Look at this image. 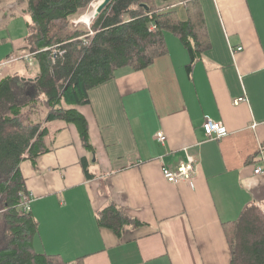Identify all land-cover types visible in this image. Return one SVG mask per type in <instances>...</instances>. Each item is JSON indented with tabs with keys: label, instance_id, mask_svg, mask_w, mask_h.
Instances as JSON below:
<instances>
[{
	"label": "crops",
	"instance_id": "crops-1",
	"mask_svg": "<svg viewBox=\"0 0 264 264\" xmlns=\"http://www.w3.org/2000/svg\"><path fill=\"white\" fill-rule=\"evenodd\" d=\"M172 1L185 14L186 0ZM199 2L209 46L192 68L166 33V55L143 70H117L77 107L93 152L75 125L59 131L55 122L47 125L51 151L19 165L38 225L36 253L63 264H230L227 226L250 206L264 213V0ZM25 7L26 0H0L4 30L23 17L27 36ZM206 120L227 135L207 138ZM189 157L197 164L191 178L167 182L162 168L176 171ZM110 204L143 226L121 237L99 227L95 215ZM4 237L3 217L0 248Z\"/></svg>",
	"mask_w": 264,
	"mask_h": 264
},
{
	"label": "trees",
	"instance_id": "trees-1",
	"mask_svg": "<svg viewBox=\"0 0 264 264\" xmlns=\"http://www.w3.org/2000/svg\"><path fill=\"white\" fill-rule=\"evenodd\" d=\"M97 1L26 0L25 48L38 72L28 77L16 66L0 79V201L5 210L0 264H63L58 256L35 252L38 225L21 208L27 192L19 165L51 151L47 125L60 123L59 131L75 125L84 148L93 152L87 122L77 110L89 104L90 90L111 81L117 70H143L166 55V33L187 50L189 69L209 46L200 0L185 1V20L171 8L172 0H112L89 27L74 25ZM81 163L90 179L86 161ZM95 219L118 237L126 228L143 226L114 204ZM227 227L230 264H264L263 211L250 206Z\"/></svg>",
	"mask_w": 264,
	"mask_h": 264
},
{
	"label": "rangeland",
	"instance_id": "rangeland-1",
	"mask_svg": "<svg viewBox=\"0 0 264 264\" xmlns=\"http://www.w3.org/2000/svg\"><path fill=\"white\" fill-rule=\"evenodd\" d=\"M99 2L100 0L93 3L91 5V8L84 15L79 17L77 20H74V25L81 24L83 26L89 27V25L91 24L90 22L92 20L91 14L93 12V7L96 4H99ZM180 16L183 17L185 16V14L182 12L180 13ZM25 22L26 19H24L23 17H17L13 20V22L10 21V23H7L6 30L3 29V22L0 23V78L4 76V70H8L10 72L14 69V67L16 68V66H18L20 68V71L24 72L28 77H33L38 72V66L32 59H30L29 61L23 59L14 62L8 61L9 59L12 60L11 57L14 56L15 53L28 52V49L26 48L24 50L12 52L15 48L22 46L23 42L26 40V31L24 28ZM2 39L5 40L2 41ZM8 54H10V58L5 59L6 55ZM4 212V207L2 205V202L0 201V225L2 223Z\"/></svg>",
	"mask_w": 264,
	"mask_h": 264
},
{
	"label": "built area",
	"instance_id": "built-area-1",
	"mask_svg": "<svg viewBox=\"0 0 264 264\" xmlns=\"http://www.w3.org/2000/svg\"><path fill=\"white\" fill-rule=\"evenodd\" d=\"M154 29V28H152ZM241 48H237L235 52L240 51ZM58 53L57 51H53V55ZM60 54V53H58ZM31 53L25 52V53H15L14 56H12V60L9 59V62H14L20 59L29 61L31 59ZM61 55V54H60ZM10 58V57H9ZM245 99H239L235 102L237 105L239 102L244 101ZM203 130L204 134L207 138L209 139H220L223 138L227 135L226 129L220 122H216L213 120H206L203 124ZM155 139L159 143L165 142L166 138L162 133H157L155 136ZM261 159H264V153H260ZM197 164L195 162V159L193 157H189L187 162L182 163L178 166L176 171H170L167 168H162V175L166 179L167 182L169 183H177L180 180H189L192 176V173L194 172ZM263 170L261 167H257L255 169V174H260L262 173ZM31 197L27 194L26 196H22V203H21V208L23 212L31 214Z\"/></svg>",
	"mask_w": 264,
	"mask_h": 264
},
{
	"label": "water",
	"instance_id": "water-1",
	"mask_svg": "<svg viewBox=\"0 0 264 264\" xmlns=\"http://www.w3.org/2000/svg\"><path fill=\"white\" fill-rule=\"evenodd\" d=\"M111 2H112V0H100L99 4L97 5L96 9L94 10L92 20L94 18H96ZM142 7H144L146 10H148L147 6L143 5ZM28 80L32 81L33 79H28Z\"/></svg>",
	"mask_w": 264,
	"mask_h": 264
},
{
	"label": "bare ground",
	"instance_id": "bare-ground-1",
	"mask_svg": "<svg viewBox=\"0 0 264 264\" xmlns=\"http://www.w3.org/2000/svg\"><path fill=\"white\" fill-rule=\"evenodd\" d=\"M97 5H98V4H96V5L93 7V12H92V14H91V17H92V18H93L94 10L96 9Z\"/></svg>",
	"mask_w": 264,
	"mask_h": 264
}]
</instances>
